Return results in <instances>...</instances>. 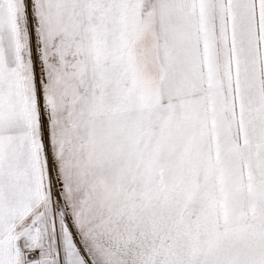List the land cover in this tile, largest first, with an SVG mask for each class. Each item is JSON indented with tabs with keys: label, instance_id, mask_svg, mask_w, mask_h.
<instances>
[{
	"label": "snow or ice",
	"instance_id": "1",
	"mask_svg": "<svg viewBox=\"0 0 264 264\" xmlns=\"http://www.w3.org/2000/svg\"><path fill=\"white\" fill-rule=\"evenodd\" d=\"M0 264H264V0H0Z\"/></svg>",
	"mask_w": 264,
	"mask_h": 264
}]
</instances>
